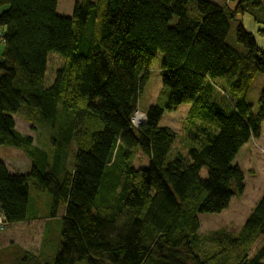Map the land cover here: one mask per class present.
<instances>
[{"label": "trees", "instance_id": "obj_1", "mask_svg": "<svg viewBox=\"0 0 264 264\" xmlns=\"http://www.w3.org/2000/svg\"><path fill=\"white\" fill-rule=\"evenodd\" d=\"M58 8L59 0H0V146L32 162L27 174L11 173L0 158V215L7 226L29 220L33 181L35 192L52 197V217L65 213L52 260L19 246L12 264H262L264 194L237 234L202 239L199 215L222 213L245 192L234 162L262 135L264 91L256 115L246 98L264 73V0H79L71 18ZM233 24L245 53L228 43ZM159 52V103L137 128ZM51 54L65 63L48 87ZM182 105L190 106L188 129L208 124L195 134L190 159L169 162L178 134L161 121ZM18 115L50 131L48 150L17 130ZM136 149L148 169L127 164ZM119 163L120 191L108 179ZM103 187L115 190L114 203L100 204ZM208 240L213 248L202 253Z\"/></svg>", "mask_w": 264, "mask_h": 264}, {"label": "rangeland", "instance_id": "obj_2", "mask_svg": "<svg viewBox=\"0 0 264 264\" xmlns=\"http://www.w3.org/2000/svg\"><path fill=\"white\" fill-rule=\"evenodd\" d=\"M79 0H59V8L58 13L61 16L65 17H73L74 8L76 3ZM97 1V0H94ZM211 2H215L217 4L222 5L226 2V0H209ZM244 25L246 26L247 30L254 33L255 35L258 34V30L260 27H257L253 20L250 17L242 18ZM3 34V30L0 27V60L2 59V54L4 51V43L1 39ZM260 44H263L264 38H259ZM228 43L238 50L240 53H245V49L237 42L236 39V24L232 25V29L230 32V37ZM164 54L159 52L157 57L154 60L151 70L149 71L148 78L146 85L144 86L143 92L141 94L139 100V111L137 113L139 116H144L146 120V112L151 106L156 105L159 103V98L161 95V91L163 88L162 84V65L164 61ZM64 59L57 55L51 54L49 56L48 62V72H47V79L46 85L48 87L52 86L55 73L58 69H60L64 65ZM264 91V73H259L251 86L249 93L247 94V103L253 106L254 114H258L259 107H260V99L262 92ZM190 110L189 105H182L176 111L167 112L162 121L161 126L169 127L175 133L178 134V138L174 144V147L168 157V161H174L178 158H189V152L193 145V141L195 140V134L199 132L202 126L208 124V121L204 119H200L199 122L193 126L192 129L187 128V124L185 122V118L188 115ZM16 121L18 124V128L22 132L30 133L31 136H34L37 144L39 147L48 150L51 145V136L50 131L46 127H36L35 125L26 121L23 115H18L16 117ZM35 127V128H34ZM74 151H77L76 146H71V151L68 154V162H72L74 158ZM24 154L22 151H19L14 148L0 146V158L2 160H10L15 159V161L20 162V159H24L23 157H19L18 155L13 154ZM75 162V158H74ZM22 164V163H21ZM127 164L136 168V169H148L150 167V160L147 156H145L140 150H134L131 154V157L127 160ZM235 165H238L240 169L243 171L245 175V192L242 197L237 198L235 197L230 207L219 214H209L204 213L199 215V220L201 222V229H200V237L202 239H209L210 235L214 232L220 230H226L231 233L237 234L242 229L245 221L253 211L254 207L257 205L258 201L264 194V137L263 133L259 139L256 141H251L245 148L239 153L235 162ZM124 170V165L120 163L116 167L115 170L111 171L108 174V179L111 178V182L118 187L120 191L123 188V181L119 182L121 179L122 171ZM116 173V174H115ZM209 175V169L207 167L201 170V176L203 178H207ZM35 183L33 181L31 185V194L33 196V205L40 207L39 212H45L49 204V198L52 200V197L48 193H44L46 198L39 197L38 193L35 192L34 186ZM109 189L103 187L102 195L100 196L99 202L100 204L108 200V202L113 201V195L115 190L110 191ZM51 209L47 208V210ZM38 212V213H39ZM62 212V210L60 211ZM33 207L31 208V215H33ZM47 213V211H46ZM62 222V216L60 218V224ZM10 228V224L5 226L4 230H0V232H9L7 237L4 238V250H0V264H12L16 258L13 254L17 252L20 248L16 246L17 244L21 245L23 248H26L28 251H34L37 248L35 241L28 242L26 238L35 237V231L30 232L29 229H21L19 231L21 234L20 241L18 238L15 237L13 232L10 233L8 230ZM50 229V228H49ZM213 243L211 240L205 241L204 248H202V253L209 248H213ZM260 244L255 246L254 251H252V255L256 252ZM12 255H14L12 257ZM78 264H87L85 261L80 262ZM262 264H264V259L262 260Z\"/></svg>", "mask_w": 264, "mask_h": 264}, {"label": "crops", "instance_id": "obj_3", "mask_svg": "<svg viewBox=\"0 0 264 264\" xmlns=\"http://www.w3.org/2000/svg\"><path fill=\"white\" fill-rule=\"evenodd\" d=\"M247 16L248 15L244 16L243 18H245ZM248 17H250V16H248ZM15 119H16V117H15ZM16 125H17V130L20 133H22L24 135L31 136L30 133H26V132L24 133L18 128L17 121H16ZM262 133H263V137H264V123H263V127H262ZM31 137L35 138L34 136H31ZM253 141H256V140H253ZM247 145H245V146H247ZM13 155H18L19 157H23V155H24L25 158L20 159L21 160L20 162H18L19 160L15 161V159H12V158L10 160H3L5 162L7 168L9 169V171L11 173L27 174L32 168L31 160L25 154H19L18 152H17V154H13ZM36 193H38V195L39 194L41 195V196L39 195V197H43L44 199L46 198L44 193H40L38 190L36 191ZM31 201H30V205H29V220L24 222V223L10 225V228L8 230L10 231V233L13 232L15 234V237L18 238V241H20V236H21L20 234L21 233L19 231H21V229L26 228V229H29L30 232L35 231V237L29 236V238H26L27 243L35 241L37 248H35L34 251H31V250L28 251L26 248H23L21 245H19V244H17V245L20 246L22 248V250L28 251L34 255H40L44 259L52 260L54 258V256L56 255L58 248H59V233H60V229H61L60 218L62 216V219H63V217L65 215L64 210L61 213L58 212V216L56 218H53L52 217L53 216V209H52L53 202H51L49 199L48 202H49V205L51 204L50 205L51 209L47 210V208H49L47 206V208L45 209V212L43 213L41 211L39 212L40 207L34 206L33 207L34 213H33V215H31V208L33 206V203H31ZM46 211H47V213H46ZM8 233L6 231L0 232V250L1 251L5 249L4 248L5 244H4L3 240L5 237H7Z\"/></svg>", "mask_w": 264, "mask_h": 264}, {"label": "built area", "instance_id": "obj_4", "mask_svg": "<svg viewBox=\"0 0 264 264\" xmlns=\"http://www.w3.org/2000/svg\"><path fill=\"white\" fill-rule=\"evenodd\" d=\"M140 117H144V116H138V113L136 112L134 118H133V125L135 127H140L142 124L145 123V117L143 118V120H140ZM6 226V221L5 219L0 215V230H4Z\"/></svg>", "mask_w": 264, "mask_h": 264}, {"label": "bare ground", "instance_id": "obj_5", "mask_svg": "<svg viewBox=\"0 0 264 264\" xmlns=\"http://www.w3.org/2000/svg\"><path fill=\"white\" fill-rule=\"evenodd\" d=\"M139 114H140V113H139ZM139 114H138V116H139ZM143 118H144V117H140L139 119H140V120H143Z\"/></svg>", "mask_w": 264, "mask_h": 264}]
</instances>
